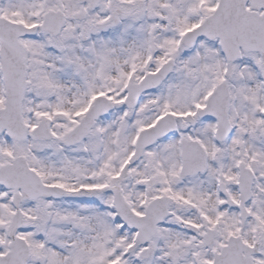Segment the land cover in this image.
Instances as JSON below:
<instances>
[{"label": "snow or ice", "instance_id": "6c2138e0", "mask_svg": "<svg viewBox=\"0 0 264 264\" xmlns=\"http://www.w3.org/2000/svg\"><path fill=\"white\" fill-rule=\"evenodd\" d=\"M0 264H264V0H0Z\"/></svg>", "mask_w": 264, "mask_h": 264}]
</instances>
